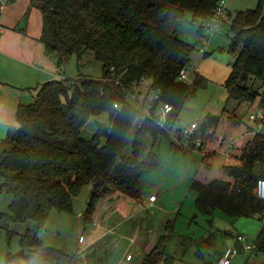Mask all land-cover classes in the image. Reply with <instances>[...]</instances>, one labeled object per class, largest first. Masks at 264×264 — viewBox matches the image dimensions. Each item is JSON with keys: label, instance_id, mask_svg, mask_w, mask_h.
<instances>
[{"label": "trees", "instance_id": "16d2710c", "mask_svg": "<svg viewBox=\"0 0 264 264\" xmlns=\"http://www.w3.org/2000/svg\"><path fill=\"white\" fill-rule=\"evenodd\" d=\"M219 1L45 0L40 7V41L56 67L61 69L72 56L80 61L92 53L102 64V74L48 80L34 88V101L18 106V126L0 141V189L11 195L10 214L0 211V218L32 220L40 230L53 209L72 213L74 199L89 183L94 185V192L86 219L115 192L139 197L143 173L160 160L155 153L139 159L144 133L149 130L154 138L167 135L199 80L198 76L193 82L179 79L181 71H187L193 45L175 36L177 23L188 12L192 23H198L200 34ZM230 30V50L239 51L224 86L229 97L239 103L258 99L264 109V0H258L253 9L237 11ZM146 81L148 90L141 94L136 88ZM154 91H158L155 104L167 102L173 106L165 127L158 124L155 109L151 110L152 117L135 134L133 155L116 165L140 112L131 97L143 107ZM224 112L208 113L198 124L191 139H199L200 148L217 138L226 120ZM102 113L108 114L109 124L98 123L92 138L82 137L81 128ZM232 120L241 123L240 119ZM262 126L238 152L226 157L222 164L225 177L193 179L191 189L198 213L191 222L200 213L213 225L217 210L232 219L264 217V202L255 193L258 179L264 177V170L259 168L264 163V118ZM221 146L203 154L207 169L208 159L216 156ZM188 147L193 148L194 143ZM176 236L182 246L192 243L191 237ZM172 237L162 236L139 264H174L177 256L167 250ZM256 239L253 249L264 252V225ZM20 246L18 253L7 256L5 264H22L21 260L24 264H71L75 256L43 245L30 230L21 236Z\"/></svg>", "mask_w": 264, "mask_h": 264}, {"label": "rangeland", "instance_id": "374dc122", "mask_svg": "<svg viewBox=\"0 0 264 264\" xmlns=\"http://www.w3.org/2000/svg\"><path fill=\"white\" fill-rule=\"evenodd\" d=\"M44 2L45 0H37V5L42 6ZM14 3L13 12L17 16H21L24 26H28L27 21L32 18L34 23L30 25V29L37 30L41 21V11H35V14L30 16L32 9L35 8H28V3L25 4L23 0H16ZM4 4L5 9H8L13 2L4 0ZM257 4L258 0H227L220 29L206 36L207 43L202 47L206 52L199 49L201 33L199 34L197 31L198 23H192L190 13L186 12L177 23L176 28L179 37L193 45L190 61L186 66L188 72L186 81L193 82L197 75L199 80L195 85L193 95L184 103L169 133L154 138L148 130L142 137L139 159H147L150 153H155L160 158L157 165L146 170L141 178L144 194L147 193L148 196L152 192L157 194L159 209L134 208L132 210V216L134 215L132 219L137 220L136 224L142 223L137 241L134 239L131 243L130 240H127V237L131 236L136 238L137 227H134L130 236L127 233L124 234V236H127L126 239L119 238L115 242H109L107 252L98 251L90 254L91 251L84 248L85 245H81L82 243L79 241L81 236L86 237L87 232L92 227L84 216L90 197L94 192V185L89 183L83 187L80 194L74 199L72 213L53 209L40 230L38 224L32 220L16 222L10 217L0 218V264L6 263L9 254H16L21 250L20 238L28 230L37 234L43 245L64 249L75 255L71 264H129L124 260L128 251L135 253V258L139 252V243H147L146 240L148 239L150 249L140 250H143L144 252H142L146 255L152 251L163 235L173 236L167 250L177 256L174 264H217L222 251L229 244L237 243L236 237L239 234L247 236L248 242L255 247L257 234L264 225V217L251 216L232 219L222 211L217 210L213 217V225H210L206 216L200 213L196 221L191 222L193 215L198 213L195 204L196 195L191 189L193 179L198 178L207 181L215 177H225L222 164H224L226 157L237 147L234 142L231 148L228 147L229 143L227 141L229 139L227 136L218 137L219 135H216L215 142L223 141L220 143L225 149L221 146V151L216 156L208 159L210 168L207 169L206 165L203 164L202 148L204 146L197 148L194 143L195 139L183 136L182 129L193 122L202 123L208 113L220 115L224 110H227L226 113L224 112L227 123L233 124L232 119L235 118L243 121L242 131L236 137L242 136V133H245V131H248V127H251L249 114L257 112L259 100L239 103L236 99L229 97L224 82L230 74L231 65L239 51V48L235 52L230 50L233 37L230 30L232 19L237 11L253 9ZM21 28L22 26L19 24L17 29L21 30ZM45 51V63L47 62L46 70L48 73L46 72L47 75L45 74V79H42L40 84L55 78H75L80 74L100 77L102 74V64L92 53L85 54L80 61L76 56H72L67 64L59 69L46 49ZM136 89L141 94L146 93L148 81ZM25 94H27L28 99H25L22 103L27 104L34 101L35 90H26ZM150 97L151 94L148 99ZM131 101L139 108L140 112L133 121L121 146L115 161L116 165L121 163L124 157L133 155L135 134L140 127L141 116L144 113V109L139 102L133 97H131ZM109 122L107 113L91 117L81 128L82 137L92 138L97 130L98 123L108 125ZM224 125L226 123L221 128ZM221 128L218 131L219 134L222 133ZM193 143L194 147L189 148L188 146ZM179 144L181 147H178ZM210 147H208L209 152L216 149ZM259 168L264 170V163L259 164ZM1 182L2 178L0 176V185ZM125 197V201L131 199L126 194ZM117 199L118 197H116ZM10 202L11 195L0 189V211L10 214L8 207ZM137 207L139 206L137 205ZM180 234L191 237L193 239L192 243L188 244L189 246L179 244L176 235ZM155 239L156 242H154ZM21 263L24 264V261L21 260ZM11 264L18 263L12 262ZM232 264H264V252L253 249L245 254L240 253L234 257Z\"/></svg>", "mask_w": 264, "mask_h": 264}, {"label": "crops", "instance_id": "0c3cea01", "mask_svg": "<svg viewBox=\"0 0 264 264\" xmlns=\"http://www.w3.org/2000/svg\"><path fill=\"white\" fill-rule=\"evenodd\" d=\"M10 1L13 2L12 6L0 13V21L3 27V30L0 32V141L7 137L11 128L18 126L16 112L20 104H25L22 103V101L28 99L27 94H25L26 90L33 91L35 87L40 85L42 79H45V74L47 75L48 73L46 70L47 62L45 63L46 51L43 43L40 41L43 17L41 16L39 28L33 31L30 29V25H33L34 20L30 18L27 21L28 26H24L21 16H17L13 12V7L15 6L14 1L16 0ZM23 1L25 4L28 3V8H35L32 9L30 16L34 15L35 11H41V6L37 5V0ZM19 24L22 26L21 30L17 29ZM260 109L263 108L259 104L258 110ZM257 112H251L249 114L251 127H248V131H245V133L243 132L240 137L236 136L242 131L241 127L244 125L242 124V119L239 125L235 124V121L233 124L227 123L226 120L223 122V124L226 123V125L221 128L222 133H218L217 136H227L229 145L233 146V142L236 144L237 149L231 153L238 152L253 133L262 130L263 126L261 123L250 119V115ZM220 142L217 141L216 143L215 140H213V142L205 145L204 148H202L203 154L209 152L210 149L208 147L210 146L211 149L213 147L218 149L219 145H221ZM222 147L224 148L223 145ZM223 163H225V161ZM153 193L155 192H152L148 196L147 193L144 194L142 188L140 196L137 198L130 197L131 199H129V201H125V194L121 192H115L110 197L103 200L93 213V216L87 218L88 220L86 219L92 227L87 232L88 234H86V237H84V235L81 236L79 240L82 243L81 245H85L84 248L91 251L90 254L94 252L97 253L98 251L107 252L109 242H115L119 238L126 239L127 236H124V234L127 233V235L130 236L134 227H137L135 233L136 238L135 236H131L127 237V240H130L131 243H133L134 239L137 241L142 223L136 224L137 220L132 219L134 217V215L132 216V210L134 208L159 209L158 197L154 202H150L149 200V197ZM116 197H118L117 200ZM137 205L139 207H137ZM146 241L147 243H139V252L136 254L137 256L142 255V258H144L145 253H143V250V252L140 250L146 248L150 249V244H148L149 240L147 239ZM154 242H156V239ZM134 256L135 253L128 251L124 259L125 262L133 264L137 257L134 258Z\"/></svg>", "mask_w": 264, "mask_h": 264}, {"label": "built area", "instance_id": "2783aa9c", "mask_svg": "<svg viewBox=\"0 0 264 264\" xmlns=\"http://www.w3.org/2000/svg\"><path fill=\"white\" fill-rule=\"evenodd\" d=\"M226 3L227 0H220L218 3V6L216 8V11L214 13V16L212 19H209L204 22V29L203 32H201V36L199 39V49L200 51H205L204 48H202L207 42H206V36L208 34H212L216 32L218 29H220L222 23H223V14L226 9ZM5 9L4 0H0V13H2ZM3 30L1 21H0V32ZM188 76V72L184 69L181 71L179 75L180 80L186 81ZM158 98V91H154L151 94V97L146 99V102L143 104L144 113L141 116V122L140 125L143 124V122L149 118L152 117L151 110L155 109L156 116H157V122L161 127H165L167 121H168V115L173 110V106L170 103L167 102H160L158 104L154 103V100ZM264 118V110L260 109L257 113H253L250 115V119L252 121H258L262 124V120ZM198 127V123H192L190 125H187L183 127L182 129V135L190 138L193 133L195 132L196 128ZM167 129V128H166ZM171 128H168L170 131ZM194 143L196 144L197 148H200L201 142L199 139H195ZM228 147H232V145H229ZM255 193L259 199H261L264 202V177H261L258 179ZM157 194L153 193L149 200L150 202H154L157 200ZM82 240V239H81ZM236 244H229L224 251L222 252L220 258L217 261V264H232V260L234 257L239 255L240 253H247L253 250L254 246L248 242V237L239 234L236 237Z\"/></svg>", "mask_w": 264, "mask_h": 264}, {"label": "water", "instance_id": "95a60500", "mask_svg": "<svg viewBox=\"0 0 264 264\" xmlns=\"http://www.w3.org/2000/svg\"><path fill=\"white\" fill-rule=\"evenodd\" d=\"M175 36L177 37L178 34H176ZM141 259H142V255H138V256L135 258L133 264H139L140 261H141Z\"/></svg>", "mask_w": 264, "mask_h": 264}]
</instances>
